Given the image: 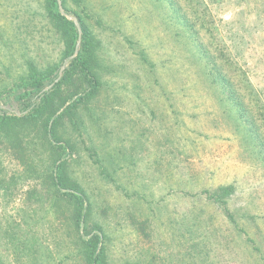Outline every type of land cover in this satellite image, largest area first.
<instances>
[{
  "label": "rangeland",
  "instance_id": "obj_1",
  "mask_svg": "<svg viewBox=\"0 0 264 264\" xmlns=\"http://www.w3.org/2000/svg\"><path fill=\"white\" fill-rule=\"evenodd\" d=\"M39 1L0 0L5 104L27 60L64 55ZM82 1L64 10L93 33L103 88L79 110L80 130L65 125L67 175L91 209L81 233L101 226L108 264H264V166L207 76L215 66L264 105V0ZM50 152L0 146V264H86L46 178ZM228 185L225 205L210 197Z\"/></svg>",
  "mask_w": 264,
  "mask_h": 264
},
{
  "label": "trees",
  "instance_id": "obj_2",
  "mask_svg": "<svg viewBox=\"0 0 264 264\" xmlns=\"http://www.w3.org/2000/svg\"><path fill=\"white\" fill-rule=\"evenodd\" d=\"M68 1L70 0H62L66 12L70 11ZM74 1L78 6L84 3L82 0ZM36 9L41 22L54 28L57 34L60 33L65 43L64 55L59 63L45 68H39L33 61L27 60V71L12 86L15 90L8 92V99H5L8 103L5 104L0 99V146L6 142L15 149H21L25 155H30L31 144H38L39 141L42 146L51 150V164L46 178L53 189L54 198L57 202L63 201L68 220L81 234L79 256L86 264H108V255L102 246L101 226L93 224L91 231L81 233V225L90 221V204L86 202L80 184L67 175L68 162L65 159L68 150H71L65 125L69 121L74 130H80L79 110L89 109L90 103L103 88L95 51L98 46L83 17L77 13L82 29L81 49L77 57L70 60L60 77L62 64L76 50L78 28L60 13L57 0H41ZM207 76L220 87L221 101L236 108L235 132L241 135L246 146L258 156L264 166V105L261 100L254 105L246 103V97L239 90L243 86H236L228 76L219 73L215 66L207 70ZM244 83L249 95L252 87L249 83ZM2 186L0 179V187ZM234 190L233 185L222 186L217 193H211L210 197L224 204ZM43 264H53V261L44 260Z\"/></svg>",
  "mask_w": 264,
  "mask_h": 264
},
{
  "label": "water",
  "instance_id": "obj_3",
  "mask_svg": "<svg viewBox=\"0 0 264 264\" xmlns=\"http://www.w3.org/2000/svg\"><path fill=\"white\" fill-rule=\"evenodd\" d=\"M58 1V5H59V10H60V13L65 16L66 18H68L69 20L73 21L75 23V25L77 26L78 28V31H79V39H78V43H77V47H76V51L74 53V55L68 60V64L70 62V60L72 59H75L78 55V52H79V48H80V44H81V37H82V29H81V26L79 25L78 23V19L74 16H70L69 14H67L64 10V7H63V4H62V0H57ZM66 68V65H64L62 68H61V72H60V77L63 73V71L65 70Z\"/></svg>",
  "mask_w": 264,
  "mask_h": 264
}]
</instances>
